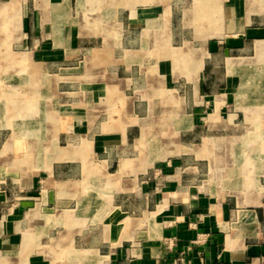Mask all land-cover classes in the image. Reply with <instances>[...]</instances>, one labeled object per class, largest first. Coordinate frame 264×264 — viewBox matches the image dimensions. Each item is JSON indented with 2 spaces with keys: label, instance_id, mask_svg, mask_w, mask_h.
<instances>
[{
  "label": "crops",
  "instance_id": "0c3cea01",
  "mask_svg": "<svg viewBox=\"0 0 264 264\" xmlns=\"http://www.w3.org/2000/svg\"><path fill=\"white\" fill-rule=\"evenodd\" d=\"M258 76L264 0H0V264H264Z\"/></svg>",
  "mask_w": 264,
  "mask_h": 264
},
{
  "label": "rangeland",
  "instance_id": "374dc122",
  "mask_svg": "<svg viewBox=\"0 0 264 264\" xmlns=\"http://www.w3.org/2000/svg\"><path fill=\"white\" fill-rule=\"evenodd\" d=\"M222 73L223 72L221 71V69H220L219 72L214 73L213 74L214 78L212 80H222ZM215 77H217V78L215 79ZM255 80H264V76H258V77L255 78ZM218 87H219L218 85L214 86V88H218ZM177 88L179 89V92L182 95H185L187 93H188V95H190L192 93V88L193 87L190 84H185V82L182 81L180 84L177 85ZM158 103H159V101H158ZM158 103L155 105V109H159V107L162 108V106L159 105L160 103L159 104ZM206 108L207 107H205V109ZM202 133H204V135H207L206 130L200 129L197 136L195 134L187 133L186 136H183V139L194 140L195 138H199V136L202 135ZM209 135H211V134H209Z\"/></svg>",
  "mask_w": 264,
  "mask_h": 264
},
{
  "label": "built area",
  "instance_id": "2783aa9c",
  "mask_svg": "<svg viewBox=\"0 0 264 264\" xmlns=\"http://www.w3.org/2000/svg\"><path fill=\"white\" fill-rule=\"evenodd\" d=\"M206 235L207 234H202L201 237L197 240V242H204V241H206ZM171 264H179V261L176 259Z\"/></svg>",
  "mask_w": 264,
  "mask_h": 264
}]
</instances>
